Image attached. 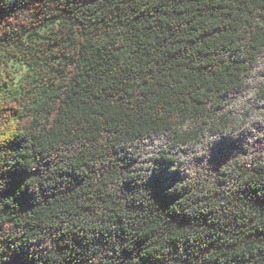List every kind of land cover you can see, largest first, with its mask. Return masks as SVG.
<instances>
[{
	"label": "trees",
	"instance_id": "obj_1",
	"mask_svg": "<svg viewBox=\"0 0 264 264\" xmlns=\"http://www.w3.org/2000/svg\"><path fill=\"white\" fill-rule=\"evenodd\" d=\"M0 264H264V0H0Z\"/></svg>",
	"mask_w": 264,
	"mask_h": 264
}]
</instances>
